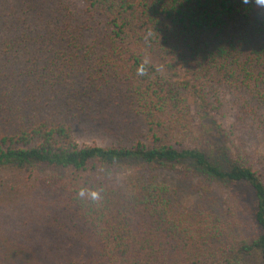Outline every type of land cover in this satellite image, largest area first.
<instances>
[{
	"label": "trees",
	"instance_id": "1",
	"mask_svg": "<svg viewBox=\"0 0 264 264\" xmlns=\"http://www.w3.org/2000/svg\"><path fill=\"white\" fill-rule=\"evenodd\" d=\"M195 102L213 120L215 150L196 144ZM95 131L109 140L80 144ZM165 170L203 176L194 188L209 203L180 208ZM214 188L251 211L253 236H234ZM252 254L264 264V8L0 0V264Z\"/></svg>",
	"mask_w": 264,
	"mask_h": 264
},
{
	"label": "rangeland",
	"instance_id": "2",
	"mask_svg": "<svg viewBox=\"0 0 264 264\" xmlns=\"http://www.w3.org/2000/svg\"><path fill=\"white\" fill-rule=\"evenodd\" d=\"M192 111L196 115L194 131V137L197 139L196 144H198L199 147L201 146L203 148H207L208 151L215 150V148L220 145V143L215 141L211 130L209 129L211 124H213V120L206 119V117L203 116L197 102L192 104ZM78 140L80 144L102 145L105 144L109 139L104 137L100 132L95 131L87 134L86 132L84 134L79 133ZM224 154L225 153L222 152L220 157H224ZM160 176L161 179L167 182L171 187L174 198L181 204L180 208L184 210H191L196 209L197 205L201 206L202 202L204 204L209 203L206 195L204 196V201H201V193L197 192V190L194 188V184H199V180L204 178L203 176H201L199 179L194 178L192 182L184 180L182 172H175L172 170L161 171ZM215 191L218 193V204L222 199H225V204L222 206L219 212L220 215L225 218V222H228L231 225V230L234 228V232L232 230L234 236L236 235L242 238L253 236L257 232V227L253 222L251 211L246 209L241 202L238 203V201H235V204H239V207L237 209V214L231 218L230 212L235 210V204L233 201H228V192L231 190L227 188L224 189V192H219L216 189ZM238 264H261V260L258 255L252 254L245 256L244 259L240 260Z\"/></svg>",
	"mask_w": 264,
	"mask_h": 264
},
{
	"label": "clouds",
	"instance_id": "3",
	"mask_svg": "<svg viewBox=\"0 0 264 264\" xmlns=\"http://www.w3.org/2000/svg\"><path fill=\"white\" fill-rule=\"evenodd\" d=\"M250 2H251V0H242V3H244V4H249ZM255 4L261 8H264V0H255ZM137 74L140 76H143L145 74V69L143 66H140L137 69ZM79 195L81 197H84L85 195H87L92 200L99 199V194L96 191H90V192L86 193L84 190H81Z\"/></svg>",
	"mask_w": 264,
	"mask_h": 264
}]
</instances>
